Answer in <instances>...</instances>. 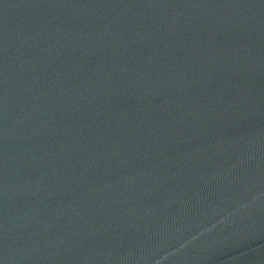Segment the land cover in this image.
<instances>
[{"label": "water", "instance_id": "1", "mask_svg": "<svg viewBox=\"0 0 264 264\" xmlns=\"http://www.w3.org/2000/svg\"><path fill=\"white\" fill-rule=\"evenodd\" d=\"M0 264H264V0H0Z\"/></svg>", "mask_w": 264, "mask_h": 264}]
</instances>
